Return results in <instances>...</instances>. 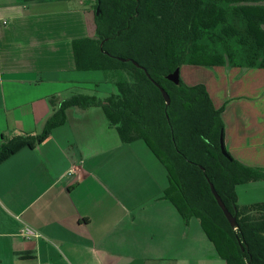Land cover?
<instances>
[{"label":"crops","instance_id":"obj_1","mask_svg":"<svg viewBox=\"0 0 264 264\" xmlns=\"http://www.w3.org/2000/svg\"><path fill=\"white\" fill-rule=\"evenodd\" d=\"M94 36L91 0H0V145L43 132L50 97L108 89L77 69L74 41ZM189 66L187 85L223 109L228 153L264 169V70ZM67 118L0 165V264H224L164 200L168 173L144 141L124 144L101 108Z\"/></svg>","mask_w":264,"mask_h":264},{"label":"trees","instance_id":"obj_2","mask_svg":"<svg viewBox=\"0 0 264 264\" xmlns=\"http://www.w3.org/2000/svg\"><path fill=\"white\" fill-rule=\"evenodd\" d=\"M95 36L74 41L78 71H100L107 97L53 96L43 132L0 145V165L46 141L67 111L101 108L124 144L144 141L168 173L164 200L200 221L227 264H264V203L240 206L236 187L264 182V169L225 157L223 109L205 85L167 79L184 65L264 70V0H91ZM100 11V13H98ZM121 59L128 60L123 62ZM138 63L141 68L134 65ZM156 84L171 98L166 101ZM211 184L236 217L233 229Z\"/></svg>","mask_w":264,"mask_h":264},{"label":"rangeland","instance_id":"obj_3","mask_svg":"<svg viewBox=\"0 0 264 264\" xmlns=\"http://www.w3.org/2000/svg\"><path fill=\"white\" fill-rule=\"evenodd\" d=\"M189 68H191V66L184 65V67L182 69L183 72H182V75L180 76V78L184 84H187L186 82H188V80L186 79L184 74H186V69H189ZM193 69H195V68H193ZM101 84L102 83H98V86H100ZM108 84H109L108 82L105 83V85H108ZM106 90H108V92ZM115 92H116V90L113 87V85L109 84L108 89L106 88V89L100 90L99 92L96 93V95L103 98V97H107L111 93H115ZM261 185H263V184L256 183V184H245V185L237 186L236 192L239 196V199H238L239 205L240 204H243V205L248 204L245 206H250V205H253L255 203L256 204L257 203H263L264 202V192H262V190H259L260 189L259 187ZM237 188H238V191H237ZM246 189H249L248 194L246 193ZM240 206H242V205H240ZM224 264H227V262L226 263L224 262Z\"/></svg>","mask_w":264,"mask_h":264},{"label":"water","instance_id":"obj_4","mask_svg":"<svg viewBox=\"0 0 264 264\" xmlns=\"http://www.w3.org/2000/svg\"><path fill=\"white\" fill-rule=\"evenodd\" d=\"M98 13H100V11H98ZM123 62H126L128 60H125V59H121ZM134 65H136L138 68H141V66L134 62ZM181 68H178L175 72L171 73L169 76H167V79L169 81H171L172 83H175L176 85L180 86V83H181ZM157 87L160 89L165 101H166V104L167 106L171 105V98L168 94V92L162 87L160 86L159 84H156ZM220 144H221V151L223 153V155L225 157H227L228 159H232L231 156L229 155L228 151L226 150V147H225V141H224V134L221 135V139H220ZM211 190H212V193L214 195V197L216 198V201L218 202L220 208L222 209V211L224 212L228 222L230 223L231 227L233 229H237L238 228V223H237V219L235 216L232 215V213L227 209V207L225 206L224 202L222 201L221 197L219 196L218 192L216 191L215 187L213 184H211Z\"/></svg>","mask_w":264,"mask_h":264},{"label":"built area","instance_id":"obj_5","mask_svg":"<svg viewBox=\"0 0 264 264\" xmlns=\"http://www.w3.org/2000/svg\"><path fill=\"white\" fill-rule=\"evenodd\" d=\"M25 236H37L35 232L31 231V230H26L25 231Z\"/></svg>","mask_w":264,"mask_h":264}]
</instances>
